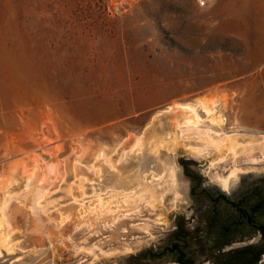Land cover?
Segmentation results:
<instances>
[{
	"label": "rangeland",
	"instance_id": "obj_1",
	"mask_svg": "<svg viewBox=\"0 0 264 264\" xmlns=\"http://www.w3.org/2000/svg\"><path fill=\"white\" fill-rule=\"evenodd\" d=\"M175 105L198 116L185 134H264V0H0V264H182L143 257L176 217L195 264H211L190 177L220 191L207 161L167 152L160 166L147 151ZM170 165L180 199L164 210L128 206L133 188L112 183L134 169L162 188ZM238 166L235 194L263 183L264 154ZM38 222L60 232L56 248L23 247ZM92 245L118 253L77 252Z\"/></svg>",
	"mask_w": 264,
	"mask_h": 264
},
{
	"label": "bare ground",
	"instance_id": "obj_2",
	"mask_svg": "<svg viewBox=\"0 0 264 264\" xmlns=\"http://www.w3.org/2000/svg\"><path fill=\"white\" fill-rule=\"evenodd\" d=\"M166 113L169 121V128L165 129L162 123H160L158 127H152L153 130L150 133L148 140L149 147L147 151L150 157L149 159L158 163L160 166H166L168 163L167 160L163 159V155L167 152L178 154L182 151L188 155L204 159L208 163L207 170L211 175L212 180L224 191L230 192L236 187V184L242 175L241 171L243 168L238 166V162L241 159L254 158L257 154H264V134L256 135L242 132L219 133L217 135H213L211 133L185 134L182 131V127L197 120L198 116L196 112L190 107L175 105L170 106ZM227 165H229L230 168L226 173H224L222 168ZM168 168L171 170L169 173L170 184L162 186V188H157L149 181L142 180L138 170L134 169L128 170L125 174L117 175L112 183L114 185L117 184V186L120 184V186H123L126 190L133 188L131 189L132 195L125 200V203H127L128 206H134L135 204L139 206L144 204L152 209L161 208L164 210L165 199L169 192L176 194V201L180 199L178 193H176L178 186L177 169L175 166L171 165ZM113 184L112 186H114ZM34 201L37 202V200ZM6 208L8 210V207ZM9 215L10 214H8V216ZM160 220H162V217L156 221ZM41 222H38V224L40 223L39 227L37 226V223H33L36 224L37 227L35 230H37L40 236H38L37 240L34 239L33 245L29 248L44 247L43 244L46 242L47 243L45 245L50 244L53 248H56V240L57 237L61 235L60 232L53 230L50 227H45ZM142 229L149 231L148 225L142 226ZM24 248L29 249L26 248V246ZM59 248L62 250V247ZM97 248L101 250L100 248L102 247L101 245H92L90 247L79 248L77 249V252L87 251L94 256V260H96L99 256L107 257L118 253H107L102 250L101 253H98L96 250ZM129 250V245L124 244L123 251Z\"/></svg>",
	"mask_w": 264,
	"mask_h": 264
},
{
	"label": "flooded vegetation",
	"instance_id": "obj_3",
	"mask_svg": "<svg viewBox=\"0 0 264 264\" xmlns=\"http://www.w3.org/2000/svg\"><path fill=\"white\" fill-rule=\"evenodd\" d=\"M184 170L189 173V166L186 165ZM190 177L193 183L191 194L199 202V206L193 209L194 216L198 212L201 216L199 220L201 228L204 225V228L215 237L213 243L209 244L210 248L204 252L205 255L213 256L211 264H264V180L254 189L256 193H247L234 199L228 197L220 186L213 184L215 189L220 190V193H214L197 177L194 175ZM203 198L208 199L209 206L203 208L201 212L200 200ZM220 202L225 205L224 212L219 210ZM180 205L184 208L185 203ZM190 208L187 206L186 209ZM175 211H170L169 217H173V214L177 213ZM175 220L176 226L170 240L174 236L186 238L187 228L184 223L177 217ZM167 245L166 243L161 249ZM196 250L197 246L189 248L190 253H195ZM172 254L174 255L169 253L170 256H173Z\"/></svg>",
	"mask_w": 264,
	"mask_h": 264
},
{
	"label": "trees",
	"instance_id": "obj_4",
	"mask_svg": "<svg viewBox=\"0 0 264 264\" xmlns=\"http://www.w3.org/2000/svg\"><path fill=\"white\" fill-rule=\"evenodd\" d=\"M189 243L187 237L183 236H174L169 240L168 245L162 250L157 252L147 251L143 254L144 260H152L159 256H168L180 263L194 264V257L189 251ZM169 253H174L173 256H170Z\"/></svg>",
	"mask_w": 264,
	"mask_h": 264
},
{
	"label": "water",
	"instance_id": "obj_5",
	"mask_svg": "<svg viewBox=\"0 0 264 264\" xmlns=\"http://www.w3.org/2000/svg\"><path fill=\"white\" fill-rule=\"evenodd\" d=\"M216 186V185H215ZM219 186V185H218ZM218 186H216V187H218ZM228 197H230V198H238V197H241L242 195H244V194H247V193H256L257 191L256 190H251V191H248V192H245V193H242V194H235L237 191H236V189H233V190H231L230 192H226V191H224V190H222ZM214 193H220V191H213ZM219 205V210H222L223 212L225 211V208H224V203H219L218 204ZM27 238V237H26ZM25 238V239H26ZM33 242H34V238H33V236L32 237H30V238H28V240H26L25 241V243L24 244H22L24 247L26 246V248H29L31 245H33ZM129 253V252H128ZM128 253H126V254H128ZM125 254V255H126ZM120 258H123L124 259V255H120L119 256ZM171 258V257H170Z\"/></svg>",
	"mask_w": 264,
	"mask_h": 264
}]
</instances>
